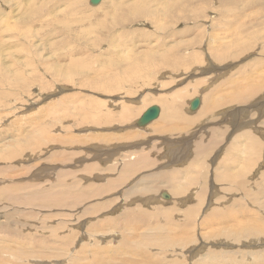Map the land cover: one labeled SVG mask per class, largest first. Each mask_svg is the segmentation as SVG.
I'll return each instance as SVG.
<instances>
[{
	"label": "rangeland",
	"instance_id": "374dc122",
	"mask_svg": "<svg viewBox=\"0 0 264 264\" xmlns=\"http://www.w3.org/2000/svg\"><path fill=\"white\" fill-rule=\"evenodd\" d=\"M261 82L264 0H0V264H264Z\"/></svg>",
	"mask_w": 264,
	"mask_h": 264
},
{
	"label": "bare ground",
	"instance_id": "6f19581e",
	"mask_svg": "<svg viewBox=\"0 0 264 264\" xmlns=\"http://www.w3.org/2000/svg\"><path fill=\"white\" fill-rule=\"evenodd\" d=\"M260 79H261V78H260ZM254 86H255V87H254ZM259 88H260V89L264 88V83L262 84V82H261L259 85H258V83H255V85H252V87H251L249 90L245 89V90L241 91V92H240V96L237 98V99H239L238 101H239V102H240V101L243 102V101H244L243 99L246 100L247 97H248L251 93L257 92V91L259 90ZM258 92H259V91H258ZM235 93H236V92H235ZM254 94H255V93H254ZM178 98H179V97H178ZM193 98H194V97H193ZM231 98H232V97H231ZM191 100H192V99H190L189 102H188V107H190V102H191ZM233 101H234V99H233ZM155 105H156V104H155ZM157 106H158V105H157ZM158 107H159V106H158ZM147 108H148V107H147ZM147 108H146V109H147ZM146 109H145V110H146ZM189 109H190V108H189ZM145 110H144V111H145ZM159 110H160V107H159ZM132 111H135V112H136L137 109L135 108V110H134V109H132V108H127V106L124 107L123 112H122L123 115L121 116L120 120H121V121H125V120L127 121V120H129V119L134 115V113H135V112H132ZM144 111L140 114V116L144 113ZM160 111H161V110H160ZM160 111H159V114H160ZM139 112H140V111H139ZM245 112H246V111H245ZM140 116H139L138 118H140ZM158 116H159V115H158ZM158 116H157V117H158ZM157 117H156V118H157ZM156 118H155V119H156ZM139 122H140V121H139ZM139 122L137 121V126L143 127V126L146 125V124H141V123H139ZM135 123H136V122H135ZM135 123H134V125H135ZM148 123H149V122H148ZM148 123H147V124H148ZM237 124H238V123H237ZM163 127H164V126H163ZM232 127H233V126H232ZM158 128H159V130H161V127H158ZM172 130H173V129H172ZM172 130H171V131H172ZM175 130H177V129H175ZM174 132H175V131H174ZM214 133H215V132H214ZM219 133H220V132H219ZM219 133H217V135H218ZM222 134H223V133H222ZM236 134H237V133H236ZM217 135H215V136H217ZM179 144H181V143H179ZM171 145H173V144H171ZM199 145H201V144L199 143ZM197 148H198V147H197ZM203 149H204L203 146H201L200 149H196V151H197L198 153H200V152L203 151ZM255 150H256V148H255ZM253 151H254V150H253ZM130 156H131V155H130ZM140 156H141V155H140ZM184 156H185V154H184ZM143 157H144V156H143ZM134 162H135V161H134ZM134 162H133V163H134ZM128 163L130 164L131 161H130V162L128 161ZM133 165H134V164H133ZM133 165H132V166H133ZM89 166H90V165H89ZM143 180H144V179H143ZM106 184H107V183H106ZM178 184H179V183H178ZM182 189H183V188H182V186H180V184L177 185V187L175 188V191H176V192L174 191V192H175L174 194L176 195V194H178V193H181ZM165 193H166V192H163V191H162L161 196H162L163 198H164V194H165ZM199 194H200V193H199ZM201 195H202V194H201ZM201 195H200V197H202ZM9 196H10V195H9ZM170 197H171V196H170ZM198 197H199V196H198ZM196 198H197V197H196ZM87 200H88V199H87ZM182 200H183V199H182ZM184 200H185V199H184ZM199 200H200V199H199ZM200 201H201V200H200ZM185 202H186V201H185ZM198 203H199V202H198ZM13 255H14V254H13Z\"/></svg>",
	"mask_w": 264,
	"mask_h": 264
},
{
	"label": "water",
	"instance_id": "95a60500",
	"mask_svg": "<svg viewBox=\"0 0 264 264\" xmlns=\"http://www.w3.org/2000/svg\"><path fill=\"white\" fill-rule=\"evenodd\" d=\"M200 103H201V100L199 97L193 98L190 102V107H189L190 110L195 111L199 107ZM159 111L160 110L157 105H151L140 116V118L138 119V122L140 121L139 123L141 124H147L148 122H151L159 115ZM164 197L168 198V195L164 194Z\"/></svg>",
	"mask_w": 264,
	"mask_h": 264
}]
</instances>
